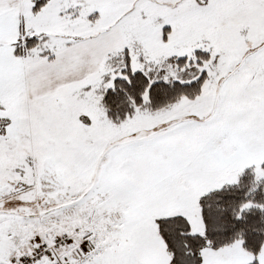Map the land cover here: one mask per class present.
Instances as JSON below:
<instances>
[{
    "label": "snow or ice",
    "instance_id": "1",
    "mask_svg": "<svg viewBox=\"0 0 264 264\" xmlns=\"http://www.w3.org/2000/svg\"><path fill=\"white\" fill-rule=\"evenodd\" d=\"M0 264H264V0H0Z\"/></svg>",
    "mask_w": 264,
    "mask_h": 264
}]
</instances>
